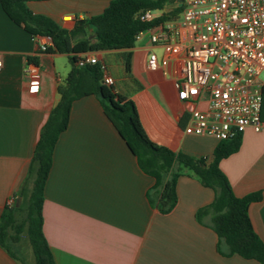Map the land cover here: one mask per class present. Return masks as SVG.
Returning a JSON list of instances; mask_svg holds the SVG:
<instances>
[{
  "label": "crops",
  "instance_id": "obj_1",
  "mask_svg": "<svg viewBox=\"0 0 264 264\" xmlns=\"http://www.w3.org/2000/svg\"><path fill=\"white\" fill-rule=\"evenodd\" d=\"M114 0H49L29 2L66 30L98 16ZM173 4L157 11L168 16ZM64 16L73 17L63 22ZM180 16V15H179ZM145 31L131 49L89 53L102 62L116 92L135 104L149 139L175 153L213 160L219 145L213 137L185 133L189 110L205 105L180 102L174 87L173 63L167 75L147 68L149 54L165 56ZM40 39L7 14L0 2V219L11 198L27 201L37 166L32 163L41 130L60 101L58 63L67 55L39 51ZM37 58V64L28 58ZM69 62V60H68ZM127 63L129 70L127 71ZM28 66L36 71L29 73ZM71 70L61 77L62 85ZM264 121V118H263ZM236 197L264 191V131L249 129L239 151L220 163ZM155 180L140 169L135 151L94 95L73 103L67 130L55 147L45 185L43 233L56 264H260L219 253L212 215L196 218L211 205L215 193L190 171L178 179V203L163 215L151 205ZM21 203V204H22ZM249 216L264 243V193ZM223 251L226 252L224 246ZM20 257V256H19ZM20 259H22L20 257ZM0 247V264H23Z\"/></svg>",
  "mask_w": 264,
  "mask_h": 264
},
{
  "label": "trees",
  "instance_id": "obj_2",
  "mask_svg": "<svg viewBox=\"0 0 264 264\" xmlns=\"http://www.w3.org/2000/svg\"><path fill=\"white\" fill-rule=\"evenodd\" d=\"M43 1L49 0H0L4 11L19 21L28 34L51 40L47 53L67 55L71 65L65 83L58 87L60 101L43 126L34 152L32 163L36 164L37 171L27 207L24 208L23 203L19 208L16 203L5 207L0 219V247L14 259H20L14 248L20 244L26 231L34 264H56L43 233L45 185L53 165L55 147L67 130L73 103L94 95L132 146L142 172L155 180L148 196L159 213L167 215L175 209L178 179L185 170L190 171L205 188L215 193L211 205L199 210L196 218L202 223L205 215H212L211 228L219 238V253L264 264V243L255 232L249 216L250 205L262 201L264 191L238 198L220 169L221 161L241 148L242 135L219 142L209 164L207 158L195 159L181 152L175 153L153 143L142 126L135 104L120 96L114 86L103 84L106 68L102 62L83 68L77 66L81 56L89 53L133 48L139 34L156 28L168 19L176 20L183 10L181 0H114L102 14L78 21L72 30L62 28L44 15L34 14L28 7L29 2ZM169 4L175 6L170 15H162L150 22L140 19L141 12H157ZM28 62L37 64V58L29 57ZM261 118H264V91ZM22 212L25 216L19 222L17 214ZM224 246L226 252L222 249ZM20 260L26 264L23 259Z\"/></svg>",
  "mask_w": 264,
  "mask_h": 264
},
{
  "label": "built area",
  "instance_id": "obj_3",
  "mask_svg": "<svg viewBox=\"0 0 264 264\" xmlns=\"http://www.w3.org/2000/svg\"><path fill=\"white\" fill-rule=\"evenodd\" d=\"M181 4L183 10L175 22L160 26L151 36L152 44L161 45L165 56L150 53L147 68L167 75L173 63L179 101L205 105L189 110L185 133L222 142L249 129L263 132L264 0H181ZM156 18V12L140 13L145 22ZM71 21L73 17H63V22ZM38 39L39 51L47 52L51 40ZM99 62L93 55H83L77 66ZM26 71L33 73L36 68L28 66ZM57 84L62 85L61 77ZM103 84L114 86L115 81L104 75ZM16 202V197L11 198L8 207Z\"/></svg>",
  "mask_w": 264,
  "mask_h": 264
},
{
  "label": "rangeland",
  "instance_id": "obj_4",
  "mask_svg": "<svg viewBox=\"0 0 264 264\" xmlns=\"http://www.w3.org/2000/svg\"><path fill=\"white\" fill-rule=\"evenodd\" d=\"M70 68V63L68 62V60L66 58H63L62 61H60L58 63V69L60 71V76L64 77V75H66V71L67 69ZM187 173L188 171H184ZM26 198L25 202H23V207L26 208L27 207V197L28 196H24ZM25 216V212H22L21 214H17V219L20 222ZM14 250L17 252V254L25 261L26 264H34V257H33V253L28 241V237L26 234V231L22 234L21 236V242L18 246H16L14 248Z\"/></svg>",
  "mask_w": 264,
  "mask_h": 264
},
{
  "label": "water",
  "instance_id": "obj_5",
  "mask_svg": "<svg viewBox=\"0 0 264 264\" xmlns=\"http://www.w3.org/2000/svg\"><path fill=\"white\" fill-rule=\"evenodd\" d=\"M180 6H182L181 3H180ZM21 203H22V199L19 198V199L17 200V202H16V206H17V208H19V207L21 206Z\"/></svg>",
  "mask_w": 264,
  "mask_h": 264
}]
</instances>
